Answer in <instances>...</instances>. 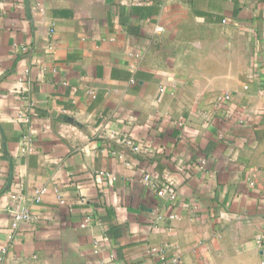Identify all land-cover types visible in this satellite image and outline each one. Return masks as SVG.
<instances>
[{
	"label": "crops",
	"instance_id": "0c3cea01",
	"mask_svg": "<svg viewBox=\"0 0 264 264\" xmlns=\"http://www.w3.org/2000/svg\"><path fill=\"white\" fill-rule=\"evenodd\" d=\"M174 259L264 264V0H0V264Z\"/></svg>",
	"mask_w": 264,
	"mask_h": 264
},
{
	"label": "built area",
	"instance_id": "2783aa9c",
	"mask_svg": "<svg viewBox=\"0 0 264 264\" xmlns=\"http://www.w3.org/2000/svg\"><path fill=\"white\" fill-rule=\"evenodd\" d=\"M230 100H231V96H230V94H228V93H225V94L221 97V99H220L221 103H228V102H230ZM20 117H21V116H20ZM120 142H121L123 145L127 146L128 148H130V150H131L132 152H134V153H137V152L140 151V149H139V147L137 146V144H136V143H135L130 137H128V136H126V135H124V136L121 138ZM155 178H156V176H154V175H152V174H150V173H144V174L142 175L141 181L144 182L145 184H152ZM159 193L161 194V191H160ZM168 196H169L170 198H172V197L174 196V191L171 190V189L168 190ZM38 199H39V192H37V196H36V200H38ZM15 218L18 219V220H21V219H29L30 216H29V214H28V212H27L26 210H21L20 212H18V213L15 215ZM257 240H261V238L258 236V237H257ZM159 252H161V250H160ZM172 264H177V262H176L175 259L172 260Z\"/></svg>",
	"mask_w": 264,
	"mask_h": 264
}]
</instances>
